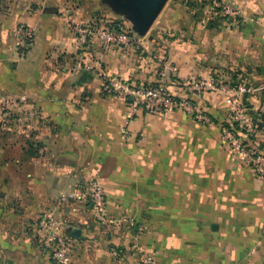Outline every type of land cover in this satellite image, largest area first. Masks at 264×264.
Returning a JSON list of instances; mask_svg holds the SVG:
<instances>
[{"label":"crops","instance_id":"0c3cea01","mask_svg":"<svg viewBox=\"0 0 264 264\" xmlns=\"http://www.w3.org/2000/svg\"><path fill=\"white\" fill-rule=\"evenodd\" d=\"M228 1L238 17L211 0H170L157 33L112 43L99 35L109 19H84L99 11L125 24L106 0H0V94L10 102L0 112V264H52L37 228L45 215L70 237L68 264H139L143 252L153 264H264V176L220 134L225 88L244 85L251 127L237 123L238 134L264 149V0ZM21 25L33 34L27 47ZM112 77L165 82L211 123L180 109L129 116L104 87ZM92 182L102 221L84 196Z\"/></svg>","mask_w":264,"mask_h":264},{"label":"built area","instance_id":"2783aa9c","mask_svg":"<svg viewBox=\"0 0 264 264\" xmlns=\"http://www.w3.org/2000/svg\"><path fill=\"white\" fill-rule=\"evenodd\" d=\"M211 2L223 16L238 17L241 14L238 6L231 1L211 0ZM87 28V26H77L76 28L82 41H85L86 37L90 34V28ZM15 33L21 46L25 47L32 41L33 34L26 26H18L15 28ZM99 35L104 40L112 43L132 42L130 33L121 25L116 28L113 21H107L105 28L99 32ZM167 69H170L177 77L175 69L171 66H168ZM185 81L190 83L189 87L198 91L210 90L215 87V84L212 82L194 80H190L189 82L188 79ZM104 87L122 101L129 103L131 108L128 112L129 116L138 108L152 111L180 109L198 123H211V118L207 114L199 111L196 105L187 98H178L171 95L165 82L151 84L147 82L121 81L116 77H112L105 83ZM225 91L227 93L225 101L231 106V115L228 121L220 125L221 139L237 158L252 167L255 173L264 176V149H259L248 141H245L238 134L236 127L237 123L242 124L246 129H250L251 127L250 118L244 115L240 107V97L249 91V89L241 85L236 89L226 87ZM9 103V100L0 94V112ZM122 134L125 137L126 130H123ZM84 196L90 199L95 218L99 221L105 220V196L102 188L97 183L92 182ZM37 228L39 235L46 242L53 259L58 264H68L70 262V237L63 230L62 223L50 215H45L39 218ZM139 264H153L152 254L150 252H143Z\"/></svg>","mask_w":264,"mask_h":264},{"label":"water","instance_id":"95a60500","mask_svg":"<svg viewBox=\"0 0 264 264\" xmlns=\"http://www.w3.org/2000/svg\"><path fill=\"white\" fill-rule=\"evenodd\" d=\"M112 8L123 14L138 35H145L161 12L167 0H106ZM131 100V98H129ZM73 230L72 234L76 237Z\"/></svg>","mask_w":264,"mask_h":264},{"label":"rangeland","instance_id":"374dc122","mask_svg":"<svg viewBox=\"0 0 264 264\" xmlns=\"http://www.w3.org/2000/svg\"><path fill=\"white\" fill-rule=\"evenodd\" d=\"M99 1V3H101V0H98ZM69 3H70V5H71V7H76V8H79L80 6H81V4L83 3V0H69ZM169 4H170V0H168L166 3H165V5L163 6V8H162V10H161V12L159 13V15L157 16V18L155 19V21L153 22V24H152V26L149 28V30H148V34L150 35V34H155V33H157V27H158V25L159 24H161V22L163 21V18H167V15H166V9H167V7L169 6ZM190 12V11H189ZM199 12L196 10L195 12H191L190 14L191 15H193V14H198ZM105 14V13H104ZM202 14V13H201ZM121 17L120 18H122V21H126V23L124 24V23H122L123 25V27L127 30V31H129V33L130 34H137L133 29H132V25L130 24V22L129 21H127L126 19H125V17L124 16H122V15H120ZM194 17V16H193ZM209 18H210V16H208ZM86 18H90L89 20L90 21H88V23H90L91 21V23L93 24L94 22H98V19H102V20H105V19H109L108 21H113L114 19H110L109 17H105V15H103L102 13H100L99 11L98 12H96V11H88V13L84 16V19L86 20ZM92 18V19H91ZM83 19V23H79L81 26H85V25H87V21H85ZM129 24H130V27L128 28V27H126V26H129ZM130 30H132V31H130ZM26 47V46H25ZM21 49H24V48H21ZM64 230V229H63ZM40 238L42 239V237L40 236ZM42 243L44 244L43 246H44V248H45V253L47 254V258H48V260H50V262L52 263V264H58L54 259H53V257L51 256V254H50V252H49V249L47 248L48 246H47V244H46V242H44V239H42Z\"/></svg>","mask_w":264,"mask_h":264},{"label":"trees","instance_id":"16d2710c","mask_svg":"<svg viewBox=\"0 0 264 264\" xmlns=\"http://www.w3.org/2000/svg\"><path fill=\"white\" fill-rule=\"evenodd\" d=\"M113 24H114V26H115L116 28H118V27L120 26V25L118 24V22L115 21V20L113 21ZM28 45H29V44H28ZM28 45H27V46H28ZM27 46H26V47H27ZM256 126H257V128L259 129L260 126H261V124L258 123V124H256ZM255 128H256V127H255ZM242 129H243V128H242ZM259 149H260V148H259Z\"/></svg>","mask_w":264,"mask_h":264}]
</instances>
